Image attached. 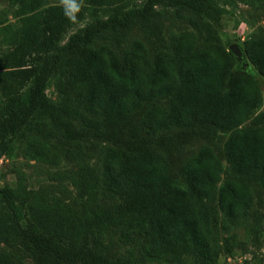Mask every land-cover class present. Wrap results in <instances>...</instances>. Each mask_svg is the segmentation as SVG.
Here are the masks:
<instances>
[{
	"label": "trees",
	"instance_id": "1",
	"mask_svg": "<svg viewBox=\"0 0 264 264\" xmlns=\"http://www.w3.org/2000/svg\"><path fill=\"white\" fill-rule=\"evenodd\" d=\"M9 1L21 4L22 25L3 26L9 47L0 52V155L29 134L50 138L57 130L71 141L94 135L117 143L106 153L102 185L118 200L78 212L64 201L43 203L38 191L4 185L0 239L22 247L36 264L218 257L212 200L217 198L220 209L235 222L254 203L245 177H255L264 187V112L256 114L263 93L252 72L220 43L224 7L217 0H146L143 6H130L129 0H61L45 7L44 0ZM163 3L204 32L208 44L201 47L198 35L186 31L176 37L172 51L159 50L153 60L140 41L123 59L108 45H96L137 23L153 27L156 6ZM76 4L79 11L74 10ZM88 6L103 8L104 15L95 9L96 17L86 21ZM242 49L254 72L264 77V36L244 40ZM57 74L70 77L56 104L47 88ZM161 97L170 98L168 106L156 103ZM144 106L149 109L138 119ZM254 114L255 124L243 128ZM80 118L86 119V129L72 124ZM174 128L184 139L231 131L224 149L235 177L221 182L224 165L210 145L186 161L181 178L174 177L170 161L158 150L164 136L149 137ZM45 147L35 140L28 145L31 156L39 159H44ZM85 170L87 174H77L76 184L81 196L96 201L100 179L93 167ZM107 226L130 246L127 255L115 257L101 244L99 234ZM17 263L0 251V264Z\"/></svg>",
	"mask_w": 264,
	"mask_h": 264
},
{
	"label": "rangeland",
	"instance_id": "2",
	"mask_svg": "<svg viewBox=\"0 0 264 264\" xmlns=\"http://www.w3.org/2000/svg\"><path fill=\"white\" fill-rule=\"evenodd\" d=\"M145 1L129 0V4L130 6H143ZM60 2L61 0H44L43 4L45 7ZM217 2L225 9L218 29L220 43L227 49L231 50V45L235 41L242 47L244 40L264 36V0H217ZM95 9L99 10L101 16L104 15L103 8L88 6L86 21L96 17ZM21 14L20 3L0 0V52L9 47L3 26L12 23L14 28H20L22 25ZM151 23L153 27L137 23L122 34L99 39L96 45H108L123 59L129 51L134 49L135 43L140 41L144 44L148 58L153 60L159 50L172 51L176 37L186 31H193L198 35L201 47L208 44L206 34L197 29L187 18H179L176 8L172 5L163 3L156 6ZM82 24L83 22L73 27L67 33V38ZM240 61L244 70L252 72L258 88L263 93V103L256 114L264 112V77L254 72V67L249 61L248 65H244L243 61ZM69 77L67 75L60 78V75L57 74L50 81L47 95L53 103H59L64 94L63 91L69 88ZM25 96L28 97V94ZM156 103L160 106H168L170 98L161 97ZM148 109L149 106L141 108L138 119H141ZM256 114L248 119L242 127L253 126ZM88 117L94 118L90 115ZM71 122L76 129L88 127L86 119L83 118L73 119ZM179 131L178 128H174L164 130L158 135L149 136L152 140L158 136H164L165 142L163 145H159L158 150L170 161L174 177H182L183 165L204 145H210L224 165L225 172L221 182L226 177H235L224 149L231 131H220L217 136L212 138L189 137V139H184ZM33 140L37 141L38 145L46 146L44 159L31 156L28 145ZM116 145L118 144L94 135L71 141L65 138L63 131L60 130H57L55 135L50 138L39 133L29 134L22 140H16L6 152L0 155V187L10 185L23 191H38L43 203L53 199L64 201L78 212L89 210L96 204L111 205L118 200V196L109 192L102 185L103 163L108 148ZM88 165L93 167L96 176L100 179L98 200L96 201H90L86 195L81 196L76 184L79 181L77 174L82 173L83 170L87 174L85 169ZM245 178L254 192V203L246 216L235 222L230 221L220 209L217 198L211 202L213 226L221 246L218 257L213 260H205L198 255L188 254L183 256L181 262H176L167 258L147 256L138 258L135 264H264V187L255 177L246 176ZM2 211L0 203V212ZM99 239L102 245L111 248L115 257L127 255L129 252L130 246L123 242L119 232L112 227H105L99 234ZM228 247H232L233 251L227 252ZM0 251L10 253L17 259V264H36L32 256L22 247L7 244L2 239H0Z\"/></svg>",
	"mask_w": 264,
	"mask_h": 264
},
{
	"label": "water",
	"instance_id": "3",
	"mask_svg": "<svg viewBox=\"0 0 264 264\" xmlns=\"http://www.w3.org/2000/svg\"><path fill=\"white\" fill-rule=\"evenodd\" d=\"M237 39V38H236ZM231 50L233 51V53L236 55V57L240 60L243 61L244 65H248V61L245 60V54L244 51L242 49V47L240 46V44L235 41L232 45H231Z\"/></svg>",
	"mask_w": 264,
	"mask_h": 264
},
{
	"label": "clouds",
	"instance_id": "4",
	"mask_svg": "<svg viewBox=\"0 0 264 264\" xmlns=\"http://www.w3.org/2000/svg\"><path fill=\"white\" fill-rule=\"evenodd\" d=\"M73 7H74L75 11H79V9H80V5L79 4H76ZM72 19H75V17L73 16Z\"/></svg>",
	"mask_w": 264,
	"mask_h": 264
}]
</instances>
